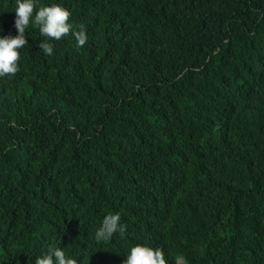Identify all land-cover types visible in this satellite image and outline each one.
<instances>
[{
	"label": "trees",
	"instance_id": "trees-1",
	"mask_svg": "<svg viewBox=\"0 0 264 264\" xmlns=\"http://www.w3.org/2000/svg\"><path fill=\"white\" fill-rule=\"evenodd\" d=\"M35 4L67 9L72 30L30 23L0 76V264L49 247L123 264L136 245L167 264H264V0ZM15 7L0 0V37ZM114 213L126 233L97 241Z\"/></svg>",
	"mask_w": 264,
	"mask_h": 264
},
{
	"label": "clouds",
	"instance_id": "clouds-1",
	"mask_svg": "<svg viewBox=\"0 0 264 264\" xmlns=\"http://www.w3.org/2000/svg\"><path fill=\"white\" fill-rule=\"evenodd\" d=\"M70 15L67 9L58 4L37 9L35 0H16L14 26L17 34L0 37V76L15 75L19 71L18 49L28 44L25 30L30 23L39 29L42 37L58 41L69 35L72 30V25L68 22ZM72 35L77 41V47H83L86 44L87 36L84 30L72 32ZM38 46L44 55H52V44L41 41ZM120 220L119 213L106 214L101 227L95 232V239L97 241L111 240L117 232L126 233V225L121 224ZM35 264H77V261L67 258L62 249L49 247L45 255L35 259ZM123 264H167V262L161 249L136 245L130 248Z\"/></svg>",
	"mask_w": 264,
	"mask_h": 264
}]
</instances>
